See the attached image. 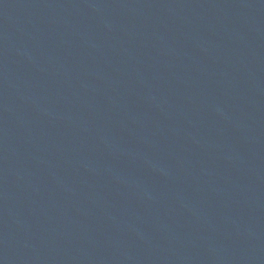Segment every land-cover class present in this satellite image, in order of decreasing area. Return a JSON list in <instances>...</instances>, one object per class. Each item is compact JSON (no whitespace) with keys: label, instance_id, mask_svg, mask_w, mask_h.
I'll use <instances>...</instances> for the list:
<instances>
[{"label":"water","instance_id":"water-1","mask_svg":"<svg viewBox=\"0 0 264 264\" xmlns=\"http://www.w3.org/2000/svg\"><path fill=\"white\" fill-rule=\"evenodd\" d=\"M0 264H264V0H0Z\"/></svg>","mask_w":264,"mask_h":264}]
</instances>
